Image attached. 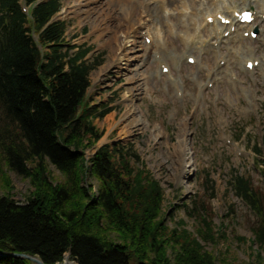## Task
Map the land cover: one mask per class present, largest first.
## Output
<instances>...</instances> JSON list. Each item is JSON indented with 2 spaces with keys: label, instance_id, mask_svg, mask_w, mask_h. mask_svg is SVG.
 <instances>
[{
  "label": "trees",
  "instance_id": "obj_1",
  "mask_svg": "<svg viewBox=\"0 0 264 264\" xmlns=\"http://www.w3.org/2000/svg\"><path fill=\"white\" fill-rule=\"evenodd\" d=\"M35 2L0 0V184L7 188L0 196V252L37 255L45 264L62 261L66 253L76 264H264V190L250 174L232 171L227 187L256 216L255 263L206 248L227 237L213 228L209 194L181 204L193 230L184 219L169 226L163 189L131 146L103 144L86 164L83 150L102 134L92 120L112 109L86 95L90 71L101 60L85 58L90 46L65 39L64 20L50 21L61 0ZM252 150L264 177V131ZM6 169L28 179L25 201L13 198ZM206 181L213 189L208 175ZM0 264L37 263L0 254Z\"/></svg>",
  "mask_w": 264,
  "mask_h": 264
},
{
  "label": "rangeland",
  "instance_id": "obj_2",
  "mask_svg": "<svg viewBox=\"0 0 264 264\" xmlns=\"http://www.w3.org/2000/svg\"><path fill=\"white\" fill-rule=\"evenodd\" d=\"M224 1L235 3L237 9L254 7L258 11L260 3L264 7V0ZM61 3L55 17L66 20V39L91 46L88 56H98L101 60L90 72L88 98L112 106L105 116L92 120L102 134L92 147L83 150L86 164H90V157L103 144L109 148L115 143L131 146L163 189V210H171L170 215L165 216L169 226L184 219L186 227L193 230L194 222L181 204L183 201L189 204L192 199L205 198L209 194L213 228L217 232L224 230L227 237H218L213 244L205 243L206 248L215 255L222 252L227 259L255 263L257 245L252 241L251 227L256 216L248 204L227 187V179L229 173L237 170L250 174L255 184L264 190V178L255 165V154L251 149L253 144L261 143L264 131V70L259 67L246 69L243 60L231 51L240 50L244 55L251 53L247 56L256 54L264 62V21L259 15L256 17L252 27L258 25L260 35L251 39L248 36L239 39L237 35L230 38L229 35L219 41L211 36L210 30L200 34L190 31L189 42L203 40L200 52L187 50L183 30L166 31L162 26L167 34L162 49L154 46L149 50L124 49L128 55L138 56L134 59L127 56L126 59L111 57L112 52L109 55L110 37L117 34L121 43L127 36L123 37L126 26L117 25L122 16L112 0H61ZM176 7L183 13L197 8L190 4L184 9L179 3L166 11L176 12ZM129 11L124 21L131 16ZM200 17L196 21L202 28L204 17ZM150 24V21L135 24L138 34L127 36L126 44L131 43L127 41L129 38L146 44L141 35L145 33L150 37ZM119 43L118 54L123 49ZM217 45L221 48L217 49ZM154 49L164 57L163 63L171 68L170 74L161 73L159 61L153 59ZM186 54L193 56L196 64L189 63ZM135 74L140 82L136 88L131 77ZM2 167L5 169L4 165ZM48 167L56 179L62 177L52 164ZM6 172L13 198L25 201L31 188L28 179L14 170L6 169ZM207 175L213 189L206 186ZM85 179L92 183V190L95 189L96 181L87 175ZM2 186L0 184V196L6 194L7 188ZM231 206L233 210L229 212ZM237 234L245 236L246 240L239 241L235 238ZM262 258L264 261V253Z\"/></svg>",
  "mask_w": 264,
  "mask_h": 264
},
{
  "label": "bare ground",
  "instance_id": "obj_3",
  "mask_svg": "<svg viewBox=\"0 0 264 264\" xmlns=\"http://www.w3.org/2000/svg\"><path fill=\"white\" fill-rule=\"evenodd\" d=\"M112 3L114 6L117 7V10L119 11L120 15L122 16V20H119L117 25H119V26L125 25L126 29H127L126 33L123 35V37L126 36V34H127V36H130V35L135 36L134 34H136V33L138 34V31L136 30V27L134 26L135 24L141 25V24H147L148 21L151 22V24L148 27V32H149L150 37H151L148 44H145V43L141 44L138 40L132 39V38L127 39V41H131V43L129 42L128 44H126L125 39L127 36L124 37L123 42L119 43L118 35L117 34L112 35L110 37L111 38V40H110L111 50L109 52V55H111V52H112L111 57L115 56V58H120L121 56L125 57V58L128 56V58H129L130 56H132V58L134 59V58L138 57L137 55H128L127 50L123 51L124 49L133 48L130 50L136 51L139 48H144V49L149 50V48L152 47V44L154 45L155 48H157L159 50L162 49L161 46L165 44L164 38L167 39V34H166L165 30L171 31L173 28L183 30V32H184L183 35L184 36L186 35V38H184V39L187 40V43H186L187 50L196 49V50H199V52H200L201 49H203V48H201L203 40L197 39L194 42H189L187 35L190 33V31H194L196 34H200L201 31L210 30L211 31L210 34H212V32H213V36L215 37V39L222 41L223 40L222 37L224 35V33H223L224 30H222V35H221L220 30H218V29H220V27L217 26L218 24L216 22H213V20L216 17L217 12L221 13L219 11L221 9H222V12H224L228 17H229L228 14H230V13H228V9H230V7H232L230 9L231 12H234L236 10L235 9L236 5H234L235 3H230V2L226 3L224 0H218L216 2V4H213V3H215V0H151V2H150V0H112ZM179 3L184 6V9L188 8V6L190 4L197 6V8H196L197 12L195 14L196 16H193V15H191L190 12H186V11H184V13L178 12L177 10L181 9V8H177V7L175 8L176 12L166 11L167 9L171 8L173 5H178ZM259 8H261V12L264 11V7L261 6ZM128 10H130L129 15H131V16L133 15V18H131V16H130L127 19V21H124L125 20L124 18H126L127 14H128ZM185 12H186V14H185ZM212 12H214L213 15L210 14ZM141 15H143V17H141ZM204 15H207L206 18L209 16L212 17V21L209 23L208 20L206 19V22L201 23V25H202V28H201L199 26L200 22L197 23L196 20L200 16H201L200 18L202 19V17ZM116 19H117V17H115V20ZM230 19H232V18L230 17ZM250 25H251V23H244L242 25L237 24V26H234V28H233L234 34H232V36H230V38H232L234 36L236 37V35H240L242 37L243 36L242 30L238 31V28H240L241 26L242 27H248ZM162 26H164L165 30L161 29ZM231 26H232V22L230 20V24L228 25L229 32L232 31ZM243 30H246V28ZM161 31H163L162 35H161ZM139 35H140V31H139ZM120 41H121V39H120ZM118 43H119L120 47H121V45H123V49L119 52V54L117 53L118 51L116 48ZM206 44L207 43L205 41V43H204L205 47H206ZM220 48H221V46L218 45L217 49H220ZM202 52H204V51H202ZM202 52H201V55H202ZM154 53H156V52H154ZM189 56H191V55L188 54L186 56V58ZM128 58H126V59H128ZM163 58L164 57H162V55H160L159 61L163 62V60H162ZM257 58L246 55L244 57V60L246 62L247 59H251V60H256L258 62ZM111 61L112 60H110V62ZM195 62H196V60L194 61V64H196ZM261 64H264V63L260 62L258 67ZM162 66H164V65H162ZM170 73H171V69H169V71H168V74H170ZM131 77L133 78V82H134L133 87H135V88L138 87L140 85V82L137 79L138 78L137 75L136 74L134 76L131 75ZM179 144H181V143H179ZM65 258H66L65 259L66 261H69L67 255H65ZM70 263L75 264L74 262H70Z\"/></svg>",
  "mask_w": 264,
  "mask_h": 264
},
{
  "label": "water",
  "instance_id": "obj_4",
  "mask_svg": "<svg viewBox=\"0 0 264 264\" xmlns=\"http://www.w3.org/2000/svg\"><path fill=\"white\" fill-rule=\"evenodd\" d=\"M0 254H1V255H7V254H9V255L14 256V257H23V258H26V259H28V260H30V261H32V262L37 263V264H45V263L39 258V256H37V255H30V254H26V253H14V252H12V253H8V252H0ZM66 255H68V254H66ZM65 259H66V258H65V255H64V258H63L62 261H57V262H55L54 264H71V263H70L71 261H66ZM75 264H76V263H75Z\"/></svg>",
  "mask_w": 264,
  "mask_h": 264
}]
</instances>
